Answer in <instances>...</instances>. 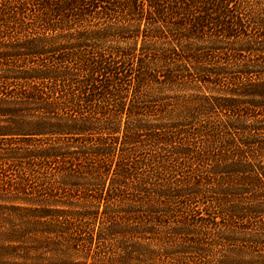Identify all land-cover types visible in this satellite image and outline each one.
<instances>
[{"label": "trees", "instance_id": "trees-1", "mask_svg": "<svg viewBox=\"0 0 264 264\" xmlns=\"http://www.w3.org/2000/svg\"><path fill=\"white\" fill-rule=\"evenodd\" d=\"M167 1L0 0V161L23 171L20 184L38 173L68 198L26 199L25 187L0 185L14 191L0 195L15 204H0L10 211L0 235L19 244L13 264H38L43 247L73 261L84 250L78 264H97L96 244L116 240L108 264H167L161 249L200 250L192 221L264 215V165L254 164L264 123L235 98L254 96L249 104L264 110V61L254 60L264 52V0ZM225 41L247 58L202 51L222 58ZM249 189L262 194L246 203ZM194 206L206 217L173 215ZM261 229L251 236L264 243Z\"/></svg>", "mask_w": 264, "mask_h": 264}, {"label": "rangeland", "instance_id": "rangeland-1", "mask_svg": "<svg viewBox=\"0 0 264 264\" xmlns=\"http://www.w3.org/2000/svg\"><path fill=\"white\" fill-rule=\"evenodd\" d=\"M168 3L169 2L165 0L164 6H168ZM242 11L246 15V8L243 9ZM143 30H144V26L141 27V31ZM146 33H147L146 31L139 33V36H140L138 39L139 46L142 45L143 40L146 37L145 36ZM119 39L120 41H118ZM119 39L118 40L113 39L114 40L113 44L119 42L125 45L126 44L125 42L128 43L129 41L130 42L132 41V39L127 40V41H124L123 38H119ZM221 46L224 47V52L227 53V54L220 53L222 58L216 57L217 55L215 51H212L210 49L209 51H207V49H203L202 51L204 54L214 52V53H211L215 57L214 61L220 60L224 62L229 61V63H232L233 60L230 59V55L234 53H240V51H236L237 47H235L233 44H230L227 41H225V43H223ZM200 47H205V44H201ZM260 47H262V49L264 50L263 48L264 46L262 44L260 45ZM202 51L200 52L202 53ZM153 54L155 55V53ZM211 54H209V56ZM238 55L241 56V58H247L248 56L247 53H243V54L240 53ZM254 60L256 62L258 61L259 63H263L262 60L264 61V52L263 53L261 52V55L255 57ZM214 61H211V62L213 63ZM222 83L224 84V87L221 86L220 89H224L225 91H230L231 89L234 88L230 83L229 75H223ZM227 85H229V87ZM169 93L167 95H169ZM235 98L246 102V111H251V110L255 111L256 115H258V119L261 121V123H264V117L260 115V113H262L264 110L261 108L253 107L249 104V102L251 101H254V100L256 101L257 100L256 97L240 95V96H235ZM156 108L157 107H155V110ZM157 110H159V108H157ZM153 114H154V119L156 121L162 118V114L160 110L154 111ZM222 117L225 118V116H222ZM247 126L248 124L246 123V127ZM251 133L260 135L257 130H252V131L246 130V137L251 138L249 136ZM232 134L235 135L236 133H232ZM203 140L204 139H202V137H199L197 140H193L192 142L194 145H198V144H202ZM251 148L252 146L246 147V151H249V149ZM152 153H154V151H152ZM159 155L164 156V157H172V155L168 152H161ZM248 155L249 153L246 152V156ZM256 157H258V155ZM10 163L11 162L5 159L0 161V185L9 184V185H14L16 188L18 186L25 187L26 199H33L35 197H38L37 196L38 194L42 195V193L46 197H48L47 196L48 194L46 193L47 191H50L52 196H55L54 199H57L60 201H67L68 198L64 196L67 190L66 189L58 190V191L51 190L52 189L51 185L44 184L41 181L42 179L41 174H38V173L28 174L27 181L24 182V185L20 184L21 180H19V175H23L22 173L23 171H21L20 168L18 170L17 169L18 166H16L15 164H10ZM186 164L191 165V163L189 162H187ZM254 164L264 165V157H258V159L254 161ZM52 166H55V165H52ZM184 166L185 165H181L180 168L182 169ZM186 171H188V169L184 168L183 172H186ZM39 172L43 173L42 171H39ZM183 172H180V173H183ZM175 175L177 176V179H178L179 175L177 174ZM162 176L168 177V174L163 171ZM256 189H259V187H256ZM13 192H14L13 190H10L8 192L6 191L4 193H0V195L7 197L5 199H13V198H10ZM78 194H80V192H74L73 196L77 197ZM254 194L255 192H251L250 189L248 190V193L246 194V203H251L253 199L257 197V195H261L262 193H257V195H254ZM18 195L20 196L21 193H19ZM2 199L4 198H0L1 206L11 207L12 205H15L13 202H9V201L2 200ZM201 208H197L194 206V208L186 209V210L184 209L183 211H181L182 209L179 208L178 209L179 211L177 213H174L173 215L177 214L179 217L178 219H182L185 216L186 218L194 217L195 219L200 220L206 217L204 213L203 214L201 213L202 212ZM9 213L10 211L7 209H2L0 211V217H3V219H0V231L1 232L6 231V229L8 228L6 217L8 216ZM227 218L229 217L225 216V219ZM178 219H176L175 221H177ZM171 221L173 222L174 220L171 219ZM217 221H220V222L218 223ZM217 221L215 225H205V226L202 225L200 221L198 222L192 221L193 225L198 226V227L200 226L201 228V230H199L200 234L196 233L195 235L191 236L192 238L197 239V242H202L201 243L202 246L201 245L199 246L200 250L196 252L195 251L196 249H194L193 251H195V253H192L188 247L186 248L180 247V248H175V249H170L167 247L166 248L167 250L166 249L160 250V254L163 260L167 264H264V260H262V257H264V254H262L264 253V243L260 242L262 240H260L259 237L251 236V234L260 232L262 230L261 227L264 224V215L256 216L255 218H252V219L248 218L246 222L242 221L241 219L240 220L234 219L233 223H231L230 225H225V223H228V221H225L224 219L218 218ZM231 225H233V227ZM230 228H238L241 231L238 233V235H236V234H233V232L228 231V229ZM171 230L172 229L167 230L168 234ZM226 232H228L230 236L226 234L224 235V233ZM201 233H203V235H201ZM242 233L244 235H242ZM229 237H233L234 238L232 239L233 241L229 242V240H227L229 239ZM176 239L179 240L178 237H176ZM118 241L119 240H116L113 242L104 241V242H100L96 244L95 250H97L98 245H99V250L97 253L96 251L94 252L92 251L91 255L93 254V257L97 259V264L114 263L113 259H116L117 257L115 256H117L118 253L120 252V249L118 248L119 245H117ZM15 245L19 247V244H13V243L7 242L6 239L0 235V264H13V262L15 261L16 254H17L12 249V247H14ZM206 245H209V246H206ZM22 246H25V244ZM21 251L22 252H19L21 253V255H24V253L26 252L24 249H22ZM178 251H183V252H178ZM85 253L86 251L82 250L80 252V256H78L73 261L71 257H70L71 259H69L67 255L62 254V252L59 249L57 251V254H54L49 247H43L39 252L40 261H38V264H73V263L78 264V263L85 261L83 259V256L86 255ZM167 253H170V255L168 256Z\"/></svg>", "mask_w": 264, "mask_h": 264}]
</instances>
